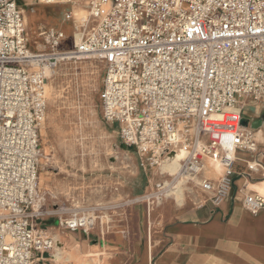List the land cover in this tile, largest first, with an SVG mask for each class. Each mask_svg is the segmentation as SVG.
<instances>
[{
    "label": "built area",
    "instance_id": "1",
    "mask_svg": "<svg viewBox=\"0 0 264 264\" xmlns=\"http://www.w3.org/2000/svg\"><path fill=\"white\" fill-rule=\"evenodd\" d=\"M85 1L87 18L70 50H61L64 32L50 28L40 34L43 49L33 51L16 1L0 0V264H41L53 248L32 222L45 215L37 186L45 87L63 60L91 56L103 65L102 117L117 125L141 166L160 169L180 155L177 171L141 198L147 211L181 200L193 182L219 207L232 188L236 153L259 152L240 101L251 98L264 111V0ZM72 19L70 12L63 18ZM206 159L222 168L216 180L199 178ZM247 169L261 170L264 181L257 161ZM243 206L256 216L264 198L247 195ZM59 226L87 232L94 219L75 216Z\"/></svg>",
    "mask_w": 264,
    "mask_h": 264
},
{
    "label": "rangeland",
    "instance_id": "2",
    "mask_svg": "<svg viewBox=\"0 0 264 264\" xmlns=\"http://www.w3.org/2000/svg\"><path fill=\"white\" fill-rule=\"evenodd\" d=\"M15 1L24 11L33 51L37 45L44 47L40 34L59 29L65 23L61 18L72 8V4L44 6L36 0ZM68 28L69 32L62 28L67 38L62 51L73 45V27ZM103 71L91 56L63 60L46 84L37 184L45 215L32 222L53 240L46 264H105L98 253H87L86 243L100 238L104 243L121 241L131 247L141 233L148 247L147 234L151 241L157 234L152 216L146 223L141 203L158 178L157 170L141 166L138 154L121 142L117 125L103 119L99 101ZM181 200L176 204L181 205ZM75 216L91 217L94 226L87 232L59 226V221ZM55 239L65 252L59 261L54 256ZM68 254L78 258L71 259Z\"/></svg>",
    "mask_w": 264,
    "mask_h": 264
},
{
    "label": "crops",
    "instance_id": "3",
    "mask_svg": "<svg viewBox=\"0 0 264 264\" xmlns=\"http://www.w3.org/2000/svg\"><path fill=\"white\" fill-rule=\"evenodd\" d=\"M71 4L73 19L62 23L59 29L69 32L68 27L71 26L73 34L76 28L82 29L81 21L87 18L88 7L85 0H72ZM75 5L85 9V18L75 17ZM22 13L24 17L23 10ZM240 108L245 124L256 133L259 152L236 153L232 188L223 204L214 207L210 196L202 191L198 182L189 183L181 205L167 198L161 200L162 204L150 206L147 211L146 204L141 201L146 223L152 216L157 229L152 241L147 234L148 247L139 233L138 243L131 247L121 241L104 243L99 238L92 244L86 243L84 249L87 253H98L96 255L105 264H264V209L253 216L243 206V199L247 195H260L264 198L261 170L250 172L247 169L248 164L254 161L264 166V111L260 103L248 97L240 101ZM155 169L158 178L151 184L149 192L157 181L167 175ZM221 174V166L206 159L204 171L199 178L216 180ZM50 256V252L44 254L41 264L48 263Z\"/></svg>",
    "mask_w": 264,
    "mask_h": 264
},
{
    "label": "bare ground",
    "instance_id": "4",
    "mask_svg": "<svg viewBox=\"0 0 264 264\" xmlns=\"http://www.w3.org/2000/svg\"><path fill=\"white\" fill-rule=\"evenodd\" d=\"M73 14L75 15V17L77 18V19H83V18H85L86 17V12H85V9L82 7V6H80V5H75L74 6V11H73ZM75 38H76V40L78 41V34L77 33H75ZM45 89H46V87H45ZM180 159V155H177V157H176V159L173 161V163H166V164H163L162 166H161V168H160V172H161V174H163L164 172H166V173H169V174H173V173H175L176 171H177V169H178V160ZM216 171V170H215ZM61 242L58 240V239H55V242H54V244H55V246H54V252H55V255L54 256H56L57 257V259H58V261H59V259L61 258V257H63V254L65 253L64 252V249L62 248V246H61V244H60ZM53 256V257H54ZM67 256H69L71 259H77L76 257H75V255H71V254H68ZM74 260V261H75ZM78 262V261H77ZM83 263V262H82ZM81 263V264H82ZM88 264V263H87Z\"/></svg>",
    "mask_w": 264,
    "mask_h": 264
}]
</instances>
